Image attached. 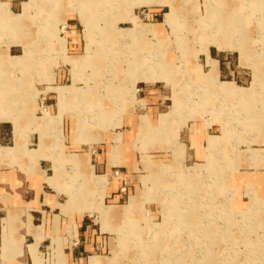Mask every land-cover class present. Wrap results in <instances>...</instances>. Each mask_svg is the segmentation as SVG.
<instances>
[{"label":"rangeland","instance_id":"obj_1","mask_svg":"<svg viewBox=\"0 0 264 264\" xmlns=\"http://www.w3.org/2000/svg\"><path fill=\"white\" fill-rule=\"evenodd\" d=\"M47 1L41 13L31 11L28 30L0 24V122L13 123L16 141L12 146L13 141L0 140V158L15 159L26 151L28 120L34 125L56 121L49 128L54 155L43 151V137L40 148L29 153L36 164L51 158L55 174L66 139L64 153H71L75 176L62 178L68 198L42 183L38 203L58 213L48 204L52 196L58 203L67 201L69 211L83 203L76 210L98 213L91 217L93 228L104 233L110 248L94 254L89 264H264V1L94 0L92 27L81 13L83 0H59L52 13ZM89 3L81 7L88 9ZM72 12L86 44L80 57L89 58L78 67L73 62L79 58L67 54L65 38ZM23 38L37 46L26 48ZM11 55L19 62L13 63ZM146 62L157 68L144 73ZM8 85L19 93L16 99L4 96ZM142 87L157 92L146 100L144 91L137 92ZM63 98L69 105L61 111ZM151 102L160 105L151 116L152 127L146 117ZM7 105L13 110L3 111ZM127 119L131 126L117 128ZM192 125L201 127L204 136L190 157V143H183ZM38 130L43 136L48 129ZM119 131L131 142L138 167L134 174L126 172L134 175L129 201L113 209L103 202L106 176L94 174L89 159L82 160L88 175L82 174L79 154L92 156L95 149L108 148L99 142L109 137V143ZM121 140L116 133L115 165L121 163ZM38 146L39 135L32 133L28 147ZM0 168L18 171L25 181L23 198L30 201L33 180L13 165ZM64 168L72 171L71 164ZM108 180L114 184L113 174ZM111 189L109 184L107 195ZM105 203L117 204L112 198ZM5 216L0 211V220ZM35 222L40 223L39 216ZM63 243L53 239L41 253L31 246L33 260L26 256L27 264H66Z\"/></svg>","mask_w":264,"mask_h":264},{"label":"crops","instance_id":"obj_2","mask_svg":"<svg viewBox=\"0 0 264 264\" xmlns=\"http://www.w3.org/2000/svg\"><path fill=\"white\" fill-rule=\"evenodd\" d=\"M47 2L51 3V7L49 10L50 13H52V11L54 12L56 5H60L59 0H48ZM42 4H43V0H28V1L0 0V24L2 21V24L4 25L5 24L13 25L11 26V29L28 30L29 28L26 27L27 25H29L30 22L29 20H30L31 11L35 10V14L41 13L40 10L42 9L41 8ZM19 10L21 11L19 12ZM72 15L73 12L67 15V21L69 23L68 25L70 28V30L68 31V35L65 37L67 39V54L72 58L78 57L79 60H81L83 59V57L80 56L84 55L83 53L86 52V44L83 37L81 36L80 31L77 30L78 27ZM19 19H23V23H20ZM27 37L28 36H26L25 38ZM21 41L25 42L23 45L26 48L37 46V44L28 43L24 38ZM63 43H65V41ZM210 54L214 58L213 52L211 50H210ZM16 57L18 56H12V55L9 56L12 62H14L13 58ZM198 69L201 70L203 68L199 67ZM13 86L12 85L5 86L4 87L5 89L2 90L15 91ZM141 91H144L143 94L147 98L146 100L154 97L152 94L157 92L155 90H151L146 87L138 88L137 92H141ZM42 103L44 108L45 104L44 102ZM159 108L160 105H156L155 102H151V106H149V112L148 114H146V117L150 122V126L153 122V119L151 118V116L154 115L153 111ZM2 110L12 111L13 108L7 105ZM57 113H58V106H57ZM66 117L67 116H65L63 120L65 136H66V129H65ZM159 118L160 116L157 119L158 121L157 125L159 123ZM28 122L31 125L29 126L28 129V132L30 133L27 132L29 134V139L26 142V148H25L26 151L20 154L15 159H8L3 157L0 158V167L1 166L3 167L5 165H10V166L13 165L17 167L19 171L25 173L26 175H28V177H30V179L33 180V182H31L32 183L31 191L33 194V198L30 201H26L23 198V195L25 193V190L23 189L25 185V181L22 178L20 179L17 173L18 171L15 170L6 171L4 168H0V183H2L3 186L6 184L5 187L2 186L0 187V211L6 212V216L2 217L0 220L1 223L0 226L3 225L2 231L0 230V264H27L25 260L26 256H28L29 258H31V260H33L31 246H34L36 248V251L38 249V251L41 253V248H43L44 246H46V248L49 250V247L52 244L53 239H60L61 241L64 242L62 248L60 249L62 250L61 253L64 256L66 264H70V263L80 264V263H84V261H87L89 264L90 258L92 256H97L94 254L105 252L108 248H110V246L107 245L106 236H104V233L102 232L97 233V229L93 228L94 221L91 219V217L94 214H98V213L91 214L89 212L76 210V208L79 209V207H83L84 206L83 203H76L75 205L72 206L73 210L76 211L73 210L69 211L67 206V201L65 203H58L57 201L54 200L52 196L50 197V200H48L49 201L48 204L54 207L55 210H59L58 213H51L49 210L42 208L43 205L42 203L40 202L38 203V200L41 198L42 195L41 193L42 183L45 182L55 187L59 191V193H63L64 188L61 186V184L64 186L67 183L63 184L62 178L64 177L65 174L75 176V172H74L73 164L68 161V157L70 156L71 153L69 154V156H66L64 153L65 148L67 146L66 139L64 142L65 148L63 151V155L60 153L61 160L59 161V164L56 165L57 170L55 171V174L53 167L54 162L52 161L51 158H41L37 164L35 163V159L31 158L29 150L39 149L42 137L44 143L43 151L48 156L54 155L55 143H54L52 130H50L49 128H51L54 124H56V121L54 120H50L46 122L41 121L42 123L39 124L35 122L36 126L33 123H31L30 120H28ZM23 124L24 123L22 122V126ZM131 125H132V120L127 119L124 120V123L121 127H117V128H124L125 126L128 127ZM37 128L41 130L44 129H48V130H46V133L42 136L41 131H39ZM71 128H72V122H71ZM23 129L25 130L24 126ZM72 130H71V135H72ZM206 130L207 127H205V132ZM32 133H37L39 135L38 148L31 149L28 147ZM116 133L122 134V140L121 142L118 143L119 152H120L119 160L121 162L119 165H115L111 157V150L113 146L116 144L114 141V136ZM188 133L190 139H188L186 143H183V145H188L190 143L189 155L191 157L193 156L192 151L195 155L196 149L194 150L195 148L194 145L195 144L198 145L199 139H201L204 136V131L201 127L192 125L191 127L188 128ZM71 135H70V139H71ZM48 138H51L53 143H51V141ZM126 138L127 137L125 133L121 131L114 132L112 134V138H110L111 141L109 143H108L109 137H107L104 142H99V143L107 144L108 148L101 147L95 149L92 152V156L89 155L83 156L78 153L80 156H82L80 158V163H79L80 164L79 168L82 174L88 175L85 172V169L83 167L84 164L82 160L85 159V161H87L89 159V163L94 166L93 173L96 175L106 176V179L108 181L107 190L109 184L112 185V189L109 195H107V190H106V195L103 202L105 206H112L113 209L120 206L123 209V206H125L126 204L122 206L120 203L125 200L129 201L132 193V186L134 184L132 180L134 175H127L126 172L128 173L130 171H134L133 172L134 174L135 170H137L138 167L137 162H135L136 158H135V154L133 153V148L131 147L130 144L131 142H128V138L127 139ZM4 139H7L9 143L13 141L12 146H14L16 143L15 135H14V126L13 123H11L10 121L0 122V140H4ZM128 144H130L129 147L130 149H128ZM83 145H89V144H83ZM12 146H3V147H12ZM79 147L74 146V148H79ZM72 153H77V152L75 151ZM24 157H27L26 161H23ZM93 161L95 162V164H93ZM49 162L51 163V167H49ZM67 163L71 164L72 166L71 172H65L64 165ZM23 167L28 170L23 169ZM31 167L33 168L30 170ZM95 168L99 170L101 174H97L94 171ZM124 168L127 171H124ZM49 171H52L51 175H48ZM112 174L115 180L114 184L113 182H109L108 180L109 176ZM77 178L82 181L81 178L79 177ZM78 179H76V181L81 182ZM53 183L57 185H54ZM8 188L13 189V193L8 192L7 191ZM107 198H112L113 201H115L117 204L107 205L105 203V200ZM49 205H47V207L51 208V206ZM37 216H39L40 219L39 224H36L35 222ZM70 227L72 230L71 233L69 232ZM69 238L71 241L66 243V241L69 240Z\"/></svg>","mask_w":264,"mask_h":264},{"label":"bare ground","instance_id":"obj_3","mask_svg":"<svg viewBox=\"0 0 264 264\" xmlns=\"http://www.w3.org/2000/svg\"><path fill=\"white\" fill-rule=\"evenodd\" d=\"M264 1V0H263ZM87 2H88V0H87ZM89 5H88V9L86 8V9H84V7L82 8L81 6L83 5V6H85V5H87V4H85V0H83V2L82 3H80V9H81V13H82V15L84 16V17H86L87 19H88V21H89V25H91V27L92 26H94V19H93V15H94V6H95V3H94V0H89ZM263 3V2H262ZM231 3H228V5H230ZM232 6V5H231ZM230 7V6H229ZM174 14H176V12L174 11V12H172L171 13V16L172 15H174ZM233 15V14H232ZM19 22L20 23H23V19H19ZM233 23H235V24H237V21L235 20V22H233ZM235 30L234 31H237V29H236V26H235V28H234ZM92 31V30H91ZM222 32V31H221ZM219 34V33H218ZM92 36V35H91ZM91 36L89 37V38H91ZM88 38V39H89ZM87 39V40H88ZM91 43V42H90ZM88 48H89V50H90V48H91V45L90 44H88ZM23 57V56H22ZM87 59H89L88 58V56H86V57H84L83 59H81L80 61H78V62H76V61H74L73 62V64H74V66L75 67H78V66H82V64L83 63H85V62H87L88 60ZM14 60V62L13 63H15V62H19L18 60H16V59H13ZM159 64V63H158ZM213 64H215V63H213ZM153 66L154 65H148V63L146 62V65L144 66V69H143V72L144 73H149L148 71L150 70V68H153ZM154 68H157V64L154 66ZM146 78H148V79H150L151 77H149V75H147V77ZM12 95L13 97H14V99H16L19 95V93L17 92V90L16 91H5L4 92V96H7V95ZM75 96H76V98H77V102H81V101H83V98H81V96L82 95H78V94H74ZM60 96L62 97V94H60ZM93 100V99H92ZM62 101L63 102H61L60 103V108H61V111H63L64 110V107H65V105L67 106V105H69V98H67V99H62ZM98 103V102H97ZM96 103V101H95V104H97ZM100 103V105H101V102H99ZM78 104V103H77ZM102 120H103V118H102ZM101 120V121H102ZM80 127H81V129L82 128H84L85 127V125H84V123L82 122V123H80V125H79ZM213 145V143H210V146H212Z\"/></svg>","mask_w":264,"mask_h":264},{"label":"built area","instance_id":"obj_4","mask_svg":"<svg viewBox=\"0 0 264 264\" xmlns=\"http://www.w3.org/2000/svg\"><path fill=\"white\" fill-rule=\"evenodd\" d=\"M62 29L64 30V29H66V27L63 26Z\"/></svg>","mask_w":264,"mask_h":264}]
</instances>
